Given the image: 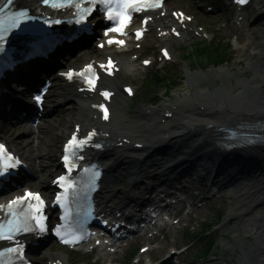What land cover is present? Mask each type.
Wrapping results in <instances>:
<instances>
[{
	"label": "bare ground",
	"instance_id": "bare-ground-1",
	"mask_svg": "<svg viewBox=\"0 0 264 264\" xmlns=\"http://www.w3.org/2000/svg\"><path fill=\"white\" fill-rule=\"evenodd\" d=\"M254 3L258 22L253 27L254 54L249 62L253 76H231L225 68L204 75L189 74L188 79L198 85L194 91L174 105H165L161 110L144 109L137 115L125 113L122 102L118 101L115 117L106 125L118 131L113 141L119 142L118 137H128L131 142H142L145 148L135 150L130 148V144H124L121 149H115L109 159L112 167L122 162L127 165L133 179L140 182L148 168L164 174L176 160L175 157L167 156L163 159L165 162L161 159L159 165H154L152 159L145 158L163 141L171 137L178 138L177 141L191 139L187 148L198 151L200 147L207 146L204 141L213 128L242 120L264 118V0H254ZM202 77L205 78L203 82ZM210 77H221L223 80L216 88L209 89L205 83ZM111 84L116 85L114 81ZM78 112H82L84 117L87 108L81 107ZM166 113H172V116H164ZM73 118L77 119L76 115ZM33 133V130L23 131L26 135ZM25 148L21 149L22 155L32 160L33 154H28ZM255 152L264 156V148ZM42 153L34 156L35 165H38L36 159L42 158ZM48 161V158L43 157L42 164L46 165ZM250 167L247 165V168ZM40 180L43 182L44 177L41 176ZM230 193L236 204V207H232V211L234 208L236 211L230 214L231 221L236 225L233 230L236 242L234 250L237 252L239 249L237 263L232 264H264V169L254 167L250 173L245 174L237 187L230 189ZM238 223L243 224V227L238 228ZM251 235L253 239L249 238Z\"/></svg>",
	"mask_w": 264,
	"mask_h": 264
},
{
	"label": "rangeland",
	"instance_id": "rangeland-1",
	"mask_svg": "<svg viewBox=\"0 0 264 264\" xmlns=\"http://www.w3.org/2000/svg\"><path fill=\"white\" fill-rule=\"evenodd\" d=\"M253 7L251 8L250 18L246 23L245 29H243V31L238 34V36H240V35L243 36V39H244L243 43L240 42V38H239V41H237L235 38L233 39L234 46L232 47V50L234 53L239 54L238 64H239V62L244 63L242 66L238 65L237 67H235V65H233V66L227 67L230 69V71L232 72L233 75H240V74L248 73L249 76H252V74H253L248 69L249 60L252 58V56L254 54V51L251 48V42H253L252 30H253V27L255 26V24L258 22L257 16L255 15V12H254L256 8H253ZM173 48L175 50L176 55L178 56L179 45L177 43H174ZM185 67H186V63L179 59L175 63V68H174V71L171 73V77L175 78L179 74L183 73L185 71ZM246 70H248V71L245 72ZM234 82H235V80H234ZM220 84L221 83L212 84L210 86V89L216 88ZM185 85L186 84L183 83V80H181V79L177 80V88L174 89L172 94H170V97L173 100L172 103L178 102L180 98H183L184 94L190 92V89H186ZM161 90H162V86H160L156 89L157 92H160ZM162 92H163V90L160 92V94ZM146 99L147 98H144V97L137 99L138 101L134 103V109L136 111H138V109H140V107L142 106L143 102L146 101ZM165 101H167V103H169V99L166 98V99L161 101L160 105H164ZM155 108H157V107H155ZM59 132L60 131L55 133L53 137H57ZM231 204H232V199L227 198L225 204L221 207V210H223L221 212L223 217L219 221L221 223L219 225V226H221V232H216L215 235L213 236L214 239L217 241V245H216L215 249L213 250L212 254L209 255L207 257V259H205L204 262L199 260L198 262H196L194 264H232V263H237V256L239 253V249L237 250V252L234 250L236 242L231 237L232 231L236 227V225L235 224L230 225V223L227 222V218L229 217V214H230ZM217 215H218L217 211H215V210L211 211V216L214 217V219L217 217ZM242 227H243V225L240 223L238 225V228H242ZM249 238H252V237H249ZM227 244H228V246H227ZM156 256H157L156 259H161L164 257V252H161V253L157 254ZM189 260H191V259H189ZM194 260H196V259H194Z\"/></svg>",
	"mask_w": 264,
	"mask_h": 264
},
{
	"label": "snow or ice",
	"instance_id": "snow-or-ice-1",
	"mask_svg": "<svg viewBox=\"0 0 264 264\" xmlns=\"http://www.w3.org/2000/svg\"><path fill=\"white\" fill-rule=\"evenodd\" d=\"M43 2L45 4L52 3V6L53 7H62V6H64L63 4L56 3L55 0H43ZM236 2L238 4H243V3L246 2V0H236ZM13 3H14V0H6L5 5L4 6H0V13H2L4 11V7L5 6L12 5ZM155 6H159V4L157 3V5H155ZM10 19L12 21V27H19L20 23L22 22V19H32V17H30L28 15V10L27 9H21L18 12L11 13ZM109 19H112V17H109ZM77 22H79V21H77ZM56 23H59V21H56ZM3 41H4V36L3 35H0V52H4ZM118 43H123V42L122 41H118ZM68 75H69V78H71V73H69ZM103 95L107 96L108 93H103ZM35 99H36L37 102H40L41 97L40 96H36ZM105 118H107V117H105ZM73 140H75V137H73ZM71 143L72 142L70 141L69 142V145H71ZM80 143L83 144L84 141H80ZM97 147H99V145H97ZM0 148H3V146L0 145ZM66 150H67V148H66ZM64 159L67 162V160H68L67 155L64 157ZM17 163H18V161H17ZM12 166L14 167V165H12ZM3 174H4L3 171L0 170V175H3ZM64 179H65L64 177H60V180H64ZM29 195H34L35 199L39 200V195L38 194H31V193H29ZM57 200L59 201V197H57ZM40 203H43V201H40ZM24 230L27 231L28 229L25 228ZM43 230H44L43 225H41V231H43ZM57 234L59 235V232H57ZM0 238H3L2 234H0ZM65 242L66 243H70L71 241L65 240ZM7 251H10L11 252V251H15V249H7Z\"/></svg>",
	"mask_w": 264,
	"mask_h": 264
}]
</instances>
